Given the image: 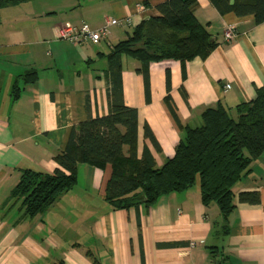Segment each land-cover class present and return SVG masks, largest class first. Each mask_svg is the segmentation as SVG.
Segmentation results:
<instances>
[{
	"label": "crops",
	"instance_id": "crops-1",
	"mask_svg": "<svg viewBox=\"0 0 264 264\" xmlns=\"http://www.w3.org/2000/svg\"><path fill=\"white\" fill-rule=\"evenodd\" d=\"M166 1L29 0L0 10V264H264V153L235 186L227 221L217 205H203L198 186L152 207L113 210L105 201L111 165H78L77 187L34 218L11 199L22 171L53 173L73 128L110 113L111 46L160 18ZM194 16L216 40L215 50L184 64L152 63L148 93L139 63L122 58V100L138 112L137 156L147 150L158 169L174 157L181 126H198L219 104L236 119V107L264 88V23L222 15L210 0H197ZM108 18L120 23L107 42L76 46L55 37L57 27L97 30ZM230 25L237 37L227 42ZM30 73L37 74L33 83L24 80ZM241 193H258L259 204L241 203Z\"/></svg>",
	"mask_w": 264,
	"mask_h": 264
},
{
	"label": "trees",
	"instance_id": "trees-1",
	"mask_svg": "<svg viewBox=\"0 0 264 264\" xmlns=\"http://www.w3.org/2000/svg\"><path fill=\"white\" fill-rule=\"evenodd\" d=\"M29 0H0V10L19 6ZM222 15L254 16L264 23V0H210ZM197 0H168L158 6L160 18L144 21L125 41L111 46L108 75L111 81L112 109L107 116L91 118L71 131L65 150L55 158L58 165L49 174L24 170L11 199L20 203L24 215L34 218L50 208L78 185L77 167L89 164L111 165L113 173L106 188L105 201L113 210L152 207L164 196L199 187L205 207L217 205L224 221L236 208L234 188L250 171L251 164L264 153V88L257 97L236 107L235 119L222 104L207 109L196 127H182L183 138L173 158L158 169L152 155L136 151L138 112L122 100V58L139 63L149 92V66L177 60L183 64L195 58L205 59L215 50L216 40L194 16ZM36 73L25 81L33 83ZM170 90V76H167ZM15 86L13 97L19 96ZM166 102L179 122L168 94ZM145 136L153 142L151 131ZM156 143V142H155ZM129 147L128 155L124 147ZM241 203L259 204L258 193H241Z\"/></svg>",
	"mask_w": 264,
	"mask_h": 264
},
{
	"label": "built area",
	"instance_id": "built-area-1",
	"mask_svg": "<svg viewBox=\"0 0 264 264\" xmlns=\"http://www.w3.org/2000/svg\"><path fill=\"white\" fill-rule=\"evenodd\" d=\"M119 23L115 18H108L105 24L97 30H93L87 25L73 26L67 24L55 28L54 33L57 40L67 41L76 46H81L86 43L97 44L101 41L107 42L111 27L119 25ZM224 35L227 42L233 41L237 37L236 26H228ZM191 246H194V244Z\"/></svg>",
	"mask_w": 264,
	"mask_h": 264
}]
</instances>
